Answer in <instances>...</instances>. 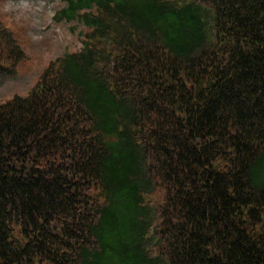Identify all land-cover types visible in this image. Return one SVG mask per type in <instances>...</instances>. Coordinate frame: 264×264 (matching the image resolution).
<instances>
[{"label":"trees","instance_id":"trees-1","mask_svg":"<svg viewBox=\"0 0 264 264\" xmlns=\"http://www.w3.org/2000/svg\"><path fill=\"white\" fill-rule=\"evenodd\" d=\"M61 2L81 48L0 103V264H264V0Z\"/></svg>","mask_w":264,"mask_h":264},{"label":"rangeland","instance_id":"rangeland-1","mask_svg":"<svg viewBox=\"0 0 264 264\" xmlns=\"http://www.w3.org/2000/svg\"><path fill=\"white\" fill-rule=\"evenodd\" d=\"M61 5L60 0L0 2L4 22L17 32V39L26 52V59L15 73H0V102L14 95L25 96L50 60L80 49L82 26L53 20Z\"/></svg>","mask_w":264,"mask_h":264}]
</instances>
